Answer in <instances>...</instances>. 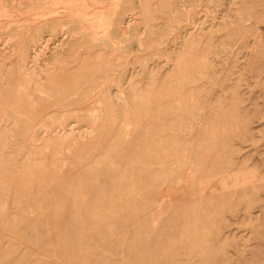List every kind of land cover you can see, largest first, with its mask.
Instances as JSON below:
<instances>
[{"label":"rangeland","instance_id":"obj_1","mask_svg":"<svg viewBox=\"0 0 264 264\" xmlns=\"http://www.w3.org/2000/svg\"><path fill=\"white\" fill-rule=\"evenodd\" d=\"M0 264H264V0H0Z\"/></svg>","mask_w":264,"mask_h":264},{"label":"bare ground","instance_id":"obj_2","mask_svg":"<svg viewBox=\"0 0 264 264\" xmlns=\"http://www.w3.org/2000/svg\"><path fill=\"white\" fill-rule=\"evenodd\" d=\"M31 1H33V0H31ZM37 2H39L40 4H45V2H46V0H36ZM75 1V0H74ZM48 2V1H47ZM56 2V1H55ZM81 3V2H80ZM84 5V4H83ZM49 6V5H48ZM87 6V5H86ZM78 9V8H77ZM72 11H74V10H72ZM71 11V12H72ZM76 12V11H75ZM77 13V12H76ZM79 13V12H78ZM41 14L44 16V17H56V16H59L58 14V12L56 11V10H49V9H41ZM72 14V13H71ZM66 15H70V11H66ZM74 15V14H73ZM76 16V15H75ZM86 17V16H85ZM43 18V17H42ZM39 19V18H38ZM48 19V18H47ZM32 20V19H31ZM44 20V19H43ZM88 30V29H87ZM89 32H90V30H89ZM69 33V32H68ZM71 33H73V32H71ZM116 33V32H115ZM65 34V33H64ZM66 36H67V34H66ZM32 47V46H31ZM117 49V48H116Z\"/></svg>","mask_w":264,"mask_h":264}]
</instances>
